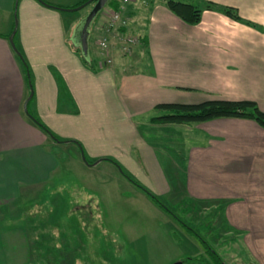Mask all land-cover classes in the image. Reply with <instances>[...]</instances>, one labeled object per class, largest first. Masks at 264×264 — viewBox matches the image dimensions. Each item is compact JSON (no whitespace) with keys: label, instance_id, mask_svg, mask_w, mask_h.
Returning <instances> with one entry per match:
<instances>
[{"label":"crops","instance_id":"0c3cea01","mask_svg":"<svg viewBox=\"0 0 264 264\" xmlns=\"http://www.w3.org/2000/svg\"><path fill=\"white\" fill-rule=\"evenodd\" d=\"M41 1L75 9L84 0H19L17 9L16 0H0V210L9 219L4 221L14 223L0 222V264L31 263L32 226L19 215L26 196L51 187L63 195L64 167L98 161L87 168L111 165L139 183L148 181L159 198L221 202L225 225L257 233L264 255V129L243 119L193 126L147 119L158 105L208 100L253 102L264 113V0H192L234 8L257 29L212 11L190 26L166 7L167 0H137L109 35L107 65L98 41L113 11L109 6L95 25L97 51L90 58L96 72L77 53L84 19L74 14L83 9L61 11ZM118 34L139 39L132 54L123 52ZM32 92L33 119L24 111ZM182 131L195 135L181 139ZM167 148L180 160L168 155L165 169L158 157Z\"/></svg>","mask_w":264,"mask_h":264},{"label":"rangeland","instance_id":"374dc122","mask_svg":"<svg viewBox=\"0 0 264 264\" xmlns=\"http://www.w3.org/2000/svg\"><path fill=\"white\" fill-rule=\"evenodd\" d=\"M93 7L94 3L74 15L85 20ZM97 19H100L99 22ZM97 19L91 30L90 56L97 51L93 44L99 28L95 29V25L100 26L102 17ZM117 28L118 25L112 32L116 33ZM139 33L143 34L141 31ZM98 51L105 61L107 55ZM133 51L131 49L125 54H132ZM120 90L123 94V89ZM157 115L155 110L147 119ZM133 122L142 126L144 119L133 118ZM171 129H175L171 132H175L178 138L177 128ZM180 135L181 139L186 135L193 138L195 133L192 135L182 131ZM159 153L158 158L165 169H168V155L180 160L175 150L160 149ZM79 165V168L71 164L64 167L62 180L65 183V194L51 187L37 194L32 193L33 196H26L19 205L21 222L28 219L33 227L30 264H176L192 257L202 262L190 264H208L209 255L200 238L219 255L224 264H264L257 233H252L251 229H229L220 218L223 209L221 202L204 204L189 199L176 201L167 196L160 197L169 211L152 201L134 184L136 180L131 177L132 180L128 179L120 169L108 164L91 169L87 168V164ZM136 182L139 187L149 191L148 181H141L145 185ZM178 182L174 180L175 186ZM66 202L69 204L66 205ZM17 208L12 206L10 212L13 213ZM16 213L13 214L17 216ZM174 214L191 226L200 238L191 234ZM4 219L9 220L6 213L4 215L0 210V222L14 224ZM39 224L45 228L42 229ZM262 231L264 233V229ZM43 233H46V237L40 239ZM46 257L48 259L44 260Z\"/></svg>","mask_w":264,"mask_h":264},{"label":"trees","instance_id":"16d2710c","mask_svg":"<svg viewBox=\"0 0 264 264\" xmlns=\"http://www.w3.org/2000/svg\"><path fill=\"white\" fill-rule=\"evenodd\" d=\"M87 1L89 0H84L77 7L85 4V2ZM119 5L120 3L117 4L113 2H110L108 4V6H110L115 11L119 10ZM165 5L176 17H178L180 20H182V22L190 26H197L201 23L202 15L204 11H212V12H216L221 15H224L225 17H228L229 19L233 21H236L238 23H241V24L257 29L256 25L243 20L240 17L238 11L234 8L217 5L211 2H200V4L195 5L193 4L192 0H167L165 2ZM93 26H94V23H93ZM77 53L82 58L86 66H88L94 72L97 71V65L93 60H90V55L85 57L81 48H79ZM23 63L22 65L25 66V67L23 66L24 70H26L27 72L28 71L27 64L25 61ZM155 110L156 112H158V115L152 119V122L161 124V125L193 126V125H199L202 123H207V122L220 120V119H243V120L254 121L256 124H258L261 128L264 129V113L259 109L257 104L253 102H248V101L232 102V101L216 100V101L204 102V103L197 104V105L163 104V105H158L155 108ZM36 124L44 132H46L49 135H52V133H50L47 130V128L44 127L40 122H36ZM112 162L115 163L114 161ZM124 175L128 179L132 180L125 173ZM133 182L135 185H137V187L140 190H142L145 194H147V196L152 201H154L161 207L166 208L167 210L170 211V209L165 207L164 203L160 200V198L154 196L153 194H151L149 191L145 190L141 186L139 187L136 181H133ZM174 217L180 223L184 224L188 228V230L191 232V234L197 235L198 238H200V236L194 232L191 226H189L186 222H184L183 220L175 216V214H174ZM25 221L26 222L23 223L24 225H27V224L31 225V222H29L28 219ZM39 226L42 229L45 228V226L41 224H39ZM34 229H36V226H34ZM43 234H44L43 236L42 234L40 235L41 236L40 239H43L46 237L45 235L46 233H43ZM200 241H202V243L204 244L206 254L209 255L208 264H224L221 258L219 257V255L215 253V251L211 247H209V245L206 243L204 239L200 238ZM47 259L48 257L44 258V260H47ZM195 261L199 262L201 260L198 258L192 257V258L185 259L182 263L190 264L191 262H195Z\"/></svg>","mask_w":264,"mask_h":264},{"label":"water","instance_id":"95a60500","mask_svg":"<svg viewBox=\"0 0 264 264\" xmlns=\"http://www.w3.org/2000/svg\"><path fill=\"white\" fill-rule=\"evenodd\" d=\"M18 1L19 0H16V5H15L16 9H17V5H18ZM109 1L110 0H90L87 3H85L84 5H82V6L78 7V8H75V9L57 8V7L45 4L43 1H41V2L44 3V5H46L48 7H51V8L57 9V10H61V11H69V12L78 11V10L84 9L86 6L95 3L92 11L89 13L87 18L83 21L82 25L80 26V28L78 30V34H77L78 43L80 45V48L82 49V52H83L84 56L87 57V56H89V38H90V34H91V29H92L93 23L96 20V18L98 17V15L106 8V6L108 5ZM15 26L17 27V20H16ZM16 27H15V30L13 31V33L9 37V42H10L11 46L13 47V49H15L14 37H15V34H16ZM16 53H17V51H16ZM32 97H33V92L31 93L29 99L27 100V102L24 105V111L31 119H33V118L30 116V114L28 112V103L32 99ZM51 137L54 140H56L55 137H53V136H51ZM82 157H83V161L87 163L84 154H82ZM100 162L101 161H98L95 164H89V163H87V164L89 166H95V165H97ZM176 264H183V263L181 262V263H176Z\"/></svg>","mask_w":264,"mask_h":264},{"label":"built area","instance_id":"2783aa9c","mask_svg":"<svg viewBox=\"0 0 264 264\" xmlns=\"http://www.w3.org/2000/svg\"><path fill=\"white\" fill-rule=\"evenodd\" d=\"M137 0H120V7L119 11L115 12L112 11L108 20L107 25L104 28L105 36H103L101 39L98 41V47L100 51L108 56V53L110 51V41H109V35L113 31L114 27L119 25L122 19L123 12L126 10V8L129 5H132L136 2ZM118 40L122 44L123 52H129L131 49H133L135 46L139 44V39L134 36H125L122 34H118ZM126 46V47H125ZM108 59V58H107ZM106 64H112V60L108 59L106 60Z\"/></svg>","mask_w":264,"mask_h":264}]
</instances>
